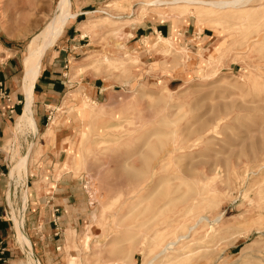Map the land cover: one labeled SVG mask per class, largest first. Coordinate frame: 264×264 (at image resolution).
I'll return each instance as SVG.
<instances>
[{
	"label": "rangeland",
	"instance_id": "374dc122",
	"mask_svg": "<svg viewBox=\"0 0 264 264\" xmlns=\"http://www.w3.org/2000/svg\"><path fill=\"white\" fill-rule=\"evenodd\" d=\"M70 1L76 17L40 67L53 57L82 65V77L104 83L113 97L71 111L91 114V135L80 127L65 148L53 141V156H70L55 177L63 171L64 185L77 183L90 215L56 236L32 215L34 198L50 193L53 163L42 154L54 131L41 137L37 121L35 137L15 127L24 104L21 61L58 0H0V264H27L13 223L20 215L39 264H264V0L201 14L152 13L143 0ZM35 92L34 120L42 112ZM61 113L52 105L41 126ZM25 155L27 174L15 178L8 206V173Z\"/></svg>",
	"mask_w": 264,
	"mask_h": 264
},
{
	"label": "crops",
	"instance_id": "0c3cea01",
	"mask_svg": "<svg viewBox=\"0 0 264 264\" xmlns=\"http://www.w3.org/2000/svg\"><path fill=\"white\" fill-rule=\"evenodd\" d=\"M145 28L149 29L147 27ZM65 63L66 61H64L63 58L59 59V57H53L46 66L47 68L42 70L40 76L34 84V88L38 90L37 93L35 92L39 98V100L36 101L37 105H39L37 108L41 109L42 111L35 120L37 121V125L43 128L41 137L49 127L48 125L41 126V121L42 119H45L46 116L45 111L50 109L52 105L58 106L63 111V113L57 117L59 124L54 127L53 138H46V143H49L50 151L42 154L47 156V160L49 159L48 162L51 163L52 161L53 163L51 168H49L50 175L49 178H47L48 183L45 186V188L50 193L46 196L41 195L38 198H34L35 200L33 201V204L36 206L34 208V212L32 211L33 216L35 213L36 217L47 221L46 225L48 228H50L51 232L56 231L54 236L58 234L57 232L60 231L61 227H65L68 221L72 220L74 223V220L77 219V222H84L88 219L90 213L89 211L86 212V210L83 208L82 197L81 193L78 191L77 183L69 182V184L64 185V179L68 177L66 176L68 174H63V171L60 173V178L55 177L54 168L55 166H57V168L60 167L65 162L66 157H62L60 155L66 153V150L56 151L55 153H57V157L53 156V141L55 140L57 143L54 144L59 145L60 148H65L67 145L63 144L67 143L68 141L72 144V139L69 140V138H71L73 135L78 136V133L75 131H79L80 127H84V129H86H83L86 135H91V128L89 127L91 114L87 113L84 117L77 118V116L71 111L85 107V103L88 102L103 106L106 105L103 103L113 100V97L108 93L110 90L105 88L104 83L100 84L98 83L99 81H97V79L90 80L87 77H82L83 75L80 73V69L84 68V66L77 65L72 67L65 65ZM70 78L76 79L70 80ZM76 92L78 93V98L67 97L68 94L72 95ZM109 114H112V112H105V117H108ZM81 120H83L82 123L79 122ZM87 120L89 122L86 124ZM41 137L40 139H42ZM40 144L43 145V139L40 141ZM90 144L92 145V142L88 143L87 145ZM40 158L38 162L40 161ZM47 171L48 170H46V172ZM39 181L40 179L38 178V180L36 179L35 182ZM84 183H90L88 176L81 181V186ZM57 189H60L62 192L60 197H56V195H54V191ZM80 191L82 192V189H80ZM85 200L88 207L87 196H85ZM39 204H44V206L42 207L41 212H36L35 210L38 209L37 206H39ZM59 241L60 239L57 242Z\"/></svg>",
	"mask_w": 264,
	"mask_h": 264
},
{
	"label": "bare ground",
	"instance_id": "6f19581e",
	"mask_svg": "<svg viewBox=\"0 0 264 264\" xmlns=\"http://www.w3.org/2000/svg\"><path fill=\"white\" fill-rule=\"evenodd\" d=\"M252 1L253 0H209V1H204V0H143L141 4L145 10H148V12L151 11L152 13H156L157 11H160L161 9H164V8H172L173 10H179V11L184 10L185 11V8L190 7L191 11L201 14V13H209V12L214 13L215 11L223 12V11H227V9H230V10L231 9H244L245 6L251 3ZM70 7H71L70 0H58L56 9H55L56 14L52 15L53 17L48 21V23L38 33L34 34L31 37L29 41V45L26 48L27 49L26 55L22 58V61H21L22 67H23V73L21 76V85L23 89V96H24L23 103L24 104L22 106L21 114L16 117L17 122H16L15 127L17 130H20V129L29 130L31 133H33V137H35L37 134L36 121L32 117V111H31V108L33 105L32 103L33 91L35 87L34 84L36 80L38 79V77L40 76V73H41L40 65H41V62L43 61L45 53L56 43L58 38L62 35L64 31L63 29L66 26V24L68 22H72L76 17V15L71 16L69 12ZM107 15H108V18H111V19L113 18L112 15L111 16L109 14ZM139 15H140V11H139ZM69 19H71V21H68ZM158 39L161 40L162 42L166 40L165 38H162V37H158ZM124 47L126 46L124 45ZM52 120H53L52 123L49 125V127L46 130V134L52 133L54 131V127L57 126L58 120H56V118ZM35 144H36V148L34 149V152L37 153L41 151L42 149H44L42 145L37 144V143ZM29 151H30V148L28 150V153ZM66 156L67 157H66L65 162L62 164V170H68L70 166L69 165L70 156L68 155ZM73 158L74 157L72 156V159ZM29 159L30 157L28 155H25L24 157L20 158L15 164V166L8 173L9 179H10V181L8 182L9 184L7 185L9 186V190L7 192L8 195L6 194L8 206L10 205L11 197L13 196V194L10 193L11 186L15 178L19 179L22 174H27V165H28ZM75 167L76 166L72 168H75ZM27 195L28 194L24 191V195L22 198L23 204H25L27 201ZM200 220L202 219L199 218V221ZM13 223H14V229H16V232H17L18 240L23 244V247H25L26 249V253H27L26 263L27 264H39L36 258H34L33 247L31 246L27 238L26 231L23 228L22 215H20L18 219L17 218L13 219ZM87 239L88 237L85 238V241ZM70 250L71 248L67 247V251H70ZM66 259L67 257L63 258L64 261Z\"/></svg>",
	"mask_w": 264,
	"mask_h": 264
},
{
	"label": "built area",
	"instance_id": "2783aa9c",
	"mask_svg": "<svg viewBox=\"0 0 264 264\" xmlns=\"http://www.w3.org/2000/svg\"><path fill=\"white\" fill-rule=\"evenodd\" d=\"M87 185H88V183H84L82 189H83V191L86 192V196H87V200H88V205L91 206V205H93L94 195L87 190V188H86Z\"/></svg>",
	"mask_w": 264,
	"mask_h": 264
}]
</instances>
